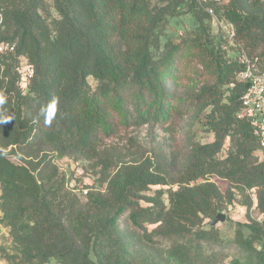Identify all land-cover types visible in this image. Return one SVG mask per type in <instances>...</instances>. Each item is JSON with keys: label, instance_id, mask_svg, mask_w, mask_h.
<instances>
[{"label": "trees", "instance_id": "1", "mask_svg": "<svg viewBox=\"0 0 264 264\" xmlns=\"http://www.w3.org/2000/svg\"><path fill=\"white\" fill-rule=\"evenodd\" d=\"M186 2L198 3L175 5ZM169 6L155 8L151 0H0V43L16 46L0 53V199L11 217L19 264H161L131 245L137 232L141 244L154 243L150 236L157 234L170 243L172 258L195 264L184 242L221 244L219 227L208 222L236 197L246 205L257 190L264 210V160L256 155L264 150L255 126L238 117L248 88L238 77L244 69L238 43L261 59L264 70V1L201 5L214 25L207 8L233 26L231 50L216 43L218 31L211 35L197 17L193 38L167 41L157 56L162 24L177 12ZM188 51H196L221 85L233 86L228 102L214 87L202 93L212 106L206 126L214 141L196 143L174 178L140 157L121 164L104 192L83 199L51 163L97 160L105 140L190 115L196 102L177 101L169 85ZM149 226L156 228L150 232ZM248 228L252 238L238 231L236 244L247 251H255L253 242L264 247V217ZM216 260L213 254L199 264Z\"/></svg>", "mask_w": 264, "mask_h": 264}, {"label": "rangeland", "instance_id": "2", "mask_svg": "<svg viewBox=\"0 0 264 264\" xmlns=\"http://www.w3.org/2000/svg\"><path fill=\"white\" fill-rule=\"evenodd\" d=\"M176 3L177 0H151L152 7L163 8L170 5V8L175 6L177 10L176 16L167 17L166 22L162 24L161 48L160 51H155L157 56L163 51L167 41L193 38L198 28L197 17L205 19L204 23L210 26L211 35L218 31V35L212 36L216 43H223L229 50L233 48L230 39L226 36V26L214 25L212 19L210 21L204 14V8L199 3L188 2L187 4L186 2L177 6ZM238 44L242 45L240 42ZM22 72L25 76L29 73V68L25 64ZM169 85L175 92L177 101L194 100L196 102L192 113L163 125L132 128L118 138L105 140L101 146V156L97 160L64 158L53 161L51 165L58 167L59 171L69 178L70 188L74 189L83 199L88 193L104 192L109 180L121 164L140 157H150L154 165L164 167L170 173V177L174 178L188 163L196 143L205 144L214 141L212 131L206 126L212 106H207L209 102L202 97V93L209 87H214L219 97L224 102H228L234 94L233 86L221 85L214 73L203 68L199 64L196 51L182 54V68L176 78L169 80ZM228 145L227 143L225 150ZM225 150L221 154L222 157L226 155ZM256 155L259 160H264V154L261 151H258ZM211 181H215L223 190L227 187V183L219 178L213 177ZM169 187L176 188V185ZM160 188L158 186L152 189ZM1 195L0 189V198ZM164 199L167 202V197ZM244 203L245 201L238 196L222 211L227 215V220L218 225L221 244H202V248H197L189 241L184 242L191 248L195 264H199L200 261H204L213 254L216 255V261L220 262L217 264H264V247L261 242H253L255 251H247L236 244L238 231H241L245 238L251 239L252 234L248 224L251 220L262 221L264 217L257 190L252 191L249 202H246V205ZM10 218V215L2 208L0 199V264H19V260L14 257L15 249L11 236ZM155 228L156 226H149L148 229L152 232ZM150 239L154 243L141 244L139 241L142 240V234L137 232L131 234V245L143 249L150 258L161 264H182L169 255V242L154 233ZM91 257L95 259L93 255Z\"/></svg>", "mask_w": 264, "mask_h": 264}, {"label": "built area", "instance_id": "3", "mask_svg": "<svg viewBox=\"0 0 264 264\" xmlns=\"http://www.w3.org/2000/svg\"><path fill=\"white\" fill-rule=\"evenodd\" d=\"M201 5L205 0H196ZM211 17L223 27L226 26V36L230 41L235 42V31L233 26L224 19H219L214 9L207 8ZM2 21L0 20V24ZM240 47L239 60L244 66L243 71L239 74V79L248 84L246 93L242 98V109L238 114L240 119L249 120L256 128L259 144L264 150V70L262 61L259 57H252L243 48ZM15 45L0 43V53L6 51L14 52Z\"/></svg>", "mask_w": 264, "mask_h": 264}, {"label": "water", "instance_id": "4", "mask_svg": "<svg viewBox=\"0 0 264 264\" xmlns=\"http://www.w3.org/2000/svg\"><path fill=\"white\" fill-rule=\"evenodd\" d=\"M227 220V215L223 212H218V214L209 222L211 228L217 227L221 223H225Z\"/></svg>", "mask_w": 264, "mask_h": 264}, {"label": "clouds", "instance_id": "5", "mask_svg": "<svg viewBox=\"0 0 264 264\" xmlns=\"http://www.w3.org/2000/svg\"><path fill=\"white\" fill-rule=\"evenodd\" d=\"M0 103H3V99L2 98H0ZM45 122L46 123H50V120L46 119Z\"/></svg>", "mask_w": 264, "mask_h": 264}]
</instances>
